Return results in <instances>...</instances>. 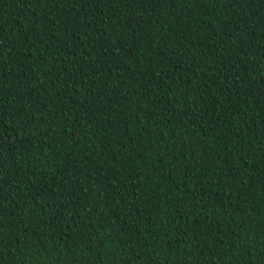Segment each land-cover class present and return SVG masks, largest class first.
Instances as JSON below:
<instances>
[{
    "label": "trees",
    "instance_id": "16d2710c",
    "mask_svg": "<svg viewBox=\"0 0 264 264\" xmlns=\"http://www.w3.org/2000/svg\"><path fill=\"white\" fill-rule=\"evenodd\" d=\"M0 264H264V0H0Z\"/></svg>",
    "mask_w": 264,
    "mask_h": 264
}]
</instances>
